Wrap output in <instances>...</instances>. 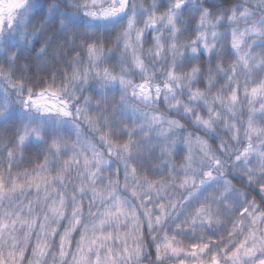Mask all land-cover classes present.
I'll list each match as a JSON object with an SVG mask.
<instances>
[{
  "label": "clouds",
  "instance_id": "1",
  "mask_svg": "<svg viewBox=\"0 0 264 264\" xmlns=\"http://www.w3.org/2000/svg\"><path fill=\"white\" fill-rule=\"evenodd\" d=\"M0 264H264V0H0Z\"/></svg>",
  "mask_w": 264,
  "mask_h": 264
}]
</instances>
